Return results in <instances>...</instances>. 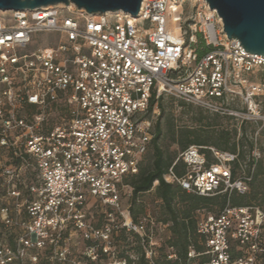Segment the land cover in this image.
Wrapping results in <instances>:
<instances>
[{
    "label": "built area",
    "instance_id": "2783aa9c",
    "mask_svg": "<svg viewBox=\"0 0 264 264\" xmlns=\"http://www.w3.org/2000/svg\"><path fill=\"white\" fill-rule=\"evenodd\" d=\"M204 3L185 19L181 0H143L137 16L72 2L0 11V264H264V200L231 203L256 169L246 172L238 152L206 147L210 162L191 145L164 174L199 196H228L199 217L204 249L191 245L187 260L161 242L170 224L122 208L133 191L124 180L139 173L154 137L153 96L264 124V54L230 39Z\"/></svg>",
    "mask_w": 264,
    "mask_h": 264
},
{
    "label": "trees",
    "instance_id": "16d2710c",
    "mask_svg": "<svg viewBox=\"0 0 264 264\" xmlns=\"http://www.w3.org/2000/svg\"><path fill=\"white\" fill-rule=\"evenodd\" d=\"M196 49L200 55L208 51V48L205 47L202 39H200V45H197ZM180 103L184 107L190 109L195 108L194 104L187 103L183 100H181ZM156 105L160 109V114L157 119L154 137L150 148L142 161L139 173L127 176L124 182L132 187L133 190L130 208L135 219H137L140 213L144 211L143 206H137L139 203V197L142 194L155 189V194L157 198L162 201L163 210L166 215L162 222L170 224L172 236L169 240V244L176 248L182 259L187 260L191 245L194 244L199 251L204 249V246L198 244L199 235L197 233V222L199 217L204 212H207V210L208 212H214L210 210L216 205L221 204L220 206L223 207L227 202L228 196H199L183 189L178 184L166 182L164 174L169 172V169L178 155L168 153L161 145L160 140L164 134L167 133V136H170L172 141L178 144L182 151L191 145L202 146V151L207 154L210 162L213 161V157L211 151L206 147H215L220 151L238 152L239 161H241V159L246 157V145L249 147V153L252 154L251 151L254 142L253 140L247 139L246 133L249 122L242 124L241 129L243 130V134L239 138L238 129L231 130L220 124V119L224 118L231 121L233 120L232 118L221 116L219 114L211 116L206 112L208 110L200 107L197 108V114H195L196 125L178 127L174 122L165 119L167 108L164 104V96H161L159 99L153 96L149 111L152 112ZM164 122L166 124L167 132H165L163 125ZM152 147L153 149L150 153ZM148 154L150 155L149 162L145 164L144 161ZM254 163H256L255 177H259L264 170L263 164L259 163V161L255 162V160H251V164ZM236 165L239 166V163ZM175 168L178 174H183L184 169L181 163ZM157 181L158 184H156ZM256 197L257 193H254L250 198L245 194L240 195L236 192L231 195V203L234 206L252 205L251 199H256ZM262 197L261 202L264 200V192ZM138 264L148 263L144 256H142ZM165 264L174 263L166 262Z\"/></svg>",
    "mask_w": 264,
    "mask_h": 264
},
{
    "label": "rangeland",
    "instance_id": "374dc122",
    "mask_svg": "<svg viewBox=\"0 0 264 264\" xmlns=\"http://www.w3.org/2000/svg\"><path fill=\"white\" fill-rule=\"evenodd\" d=\"M181 2H182V5L179 8L178 15H182L184 19L187 16H189L193 11L199 8H202L203 5L205 4L203 0H181ZM169 22H170L169 24L170 28L174 29L175 22L172 21V17L170 14H169ZM183 26H184V29H186L188 26V22H184ZM47 37H51V35ZM186 38L188 39V34L186 35ZM197 45H200V37L198 38V42L196 43V46ZM262 100L264 104V96L262 97ZM180 102L181 100H179L175 96H172V95L164 96V104L167 108L165 119H167V121L170 120L171 122H174V124L177 125L178 127L196 125L197 123L195 122L196 120L195 114H197V108H200V106L194 105L195 108L190 109V108L182 106ZM154 110H157L160 114V109L158 108L157 105L154 107L153 111ZM206 112L209 113L211 116H215L214 115L215 113H212L209 111H206ZM220 124L223 127L229 128L231 130L238 129L239 138L243 134V130L241 129V124L236 120L230 121V120L222 118L220 119ZM163 125L165 128V132H167L165 122L163 123ZM259 128H261L260 129L261 131L258 136L257 143L260 148V154L257 155V158H258L259 163H262L264 167V124L248 123L246 134H247V139L252 140V136L254 135V132ZM160 143L168 153L179 155V153L182 151L180 146L174 143L170 136H167V133L164 134V136L160 140ZM152 149L153 147L151 148L150 153L152 152ZM245 150H246V157L244 159H241L240 162L243 165L246 172H248V170L250 169L252 165L251 160H253V155L249 153L248 145H246ZM149 154L145 158V161H144L145 164L149 162V157H150ZM263 192H264V170L262 174L259 175V177H255V174H254V178L249 185V190L247 191V193H245V195L251 198L254 193H257L256 199L254 198L251 199L252 205L257 206L262 203L261 200L263 198L262 197ZM238 194L243 195L242 193H238ZM219 196H222V194ZM131 198H132V195L130 196L124 195V198L122 199L123 209H126L128 204L131 203ZM138 202H139L137 205L138 207H142V206L144 207V211L140 213L139 217L148 212V213H151L159 221H162L163 218H165L166 215L163 210L162 201L159 198H157L155 194V189L145 194H142L139 197ZM220 205L221 204L212 207V210L210 211H214V212L219 211L222 207ZM160 233H161L160 239H161L162 244L163 245L169 244V240L172 236L170 227L167 229H164ZM160 251L162 252L161 254L163 255L165 251L164 247ZM161 262L164 264L166 263L163 258L161 259Z\"/></svg>",
    "mask_w": 264,
    "mask_h": 264
},
{
    "label": "water",
    "instance_id": "95a60500",
    "mask_svg": "<svg viewBox=\"0 0 264 264\" xmlns=\"http://www.w3.org/2000/svg\"><path fill=\"white\" fill-rule=\"evenodd\" d=\"M143 0H0V11L36 9L55 4L75 3L89 13L123 10L137 16ZM218 12L228 37L238 38L244 47L264 54V0H205Z\"/></svg>",
    "mask_w": 264,
    "mask_h": 264
},
{
    "label": "bare ground",
    "instance_id": "6f19581e",
    "mask_svg": "<svg viewBox=\"0 0 264 264\" xmlns=\"http://www.w3.org/2000/svg\"><path fill=\"white\" fill-rule=\"evenodd\" d=\"M177 1H180V0H177ZM204 2H206L205 0H203ZM214 10V9H212ZM174 32H176L177 34L180 32V26L179 24H175V27L173 29Z\"/></svg>",
    "mask_w": 264,
    "mask_h": 264
}]
</instances>
